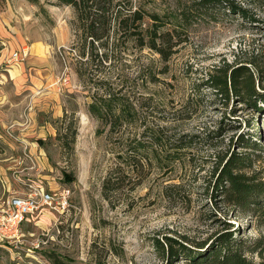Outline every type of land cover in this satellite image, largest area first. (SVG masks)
Instances as JSON below:
<instances>
[{
  "label": "rangeland",
  "instance_id": "374dc122",
  "mask_svg": "<svg viewBox=\"0 0 264 264\" xmlns=\"http://www.w3.org/2000/svg\"><path fill=\"white\" fill-rule=\"evenodd\" d=\"M231 1L247 10L248 19H198L161 55L145 44L160 27L152 16L170 13L173 0H113L106 5L109 33L94 43L71 6L0 0L6 29L0 35V171L26 145L51 185L34 171L33 179L71 192L67 211L43 210L23 224L35 237L49 234L36 259L17 262L0 248V264H52L51 253L62 264H169L165 237L183 238L188 248L203 252L229 230L246 247L260 242L258 254L247 257L264 264V216L236 218V211L211 197L221 158L244 152L239 136H259L260 149L243 173L264 184V114L233 97L225 103L206 82L215 67L249 66L257 91L264 87V0ZM166 32L162 27L157 35ZM14 40L45 64L10 61ZM19 67L24 82L18 88ZM111 94L130 114L113 130L88 113L92 101ZM9 130L25 145L8 138ZM156 130L166 140L150 148L148 135ZM181 138L192 145L176 150ZM136 142L147 149L135 151ZM6 184L0 176V203L8 195ZM172 264L192 263L180 258Z\"/></svg>",
  "mask_w": 264,
  "mask_h": 264
},
{
  "label": "trees",
  "instance_id": "16d2710c",
  "mask_svg": "<svg viewBox=\"0 0 264 264\" xmlns=\"http://www.w3.org/2000/svg\"><path fill=\"white\" fill-rule=\"evenodd\" d=\"M36 3L38 0H28ZM60 5L71 6L76 13L78 22L88 30L91 41H101L104 35L110 30L109 22L106 20L110 7L107 4L113 0H57ZM139 12V11H138ZM119 11L115 20L118 26H121L122 20L119 17ZM138 13H134L136 16ZM237 15L248 19L247 10L234 4L231 0H173V9L170 13L155 17L152 20L159 19L160 27L153 32L149 41L145 44L151 50L164 55L163 47L172 42L183 29L190 28L198 19L207 22H218L221 16ZM141 20V17H138ZM122 27V26H121ZM166 28L168 32L161 36L157 31ZM254 73L249 66L233 67L222 66L215 67L214 73L207 78V84L211 90H215L216 95L223 98L225 103L233 97L239 104L256 110L257 114H264V87L257 91L254 81ZM88 113L101 121L102 124H110L111 130L117 128L130 115L125 103L114 95L108 97L96 98L88 106ZM254 123V121H253ZM257 123V120L256 122ZM253 135V134H251ZM150 148L158 146L163 147L162 140H166L165 135L156 132H150L148 135ZM238 148L244 152L229 153V157L221 158L220 165H217L214 171L212 200L218 198L219 203L232 209V214L236 211V218H247V216H264V184L257 182L254 176H246L243 171L251 167L252 156L259 151V136L238 137ZM174 144L176 150L190 147L192 144L188 140L178 139ZM133 149L137 152L147 149L140 142H136ZM230 227L232 226L231 224ZM236 231H228L215 237L210 245L203 252L194 251L188 248L185 239H173L165 237L167 245V260L169 264L175 260L184 258L192 264H255L248 259V254H258L260 242L246 244L240 237L234 236ZM157 245L162 246L161 243ZM206 243L198 248L202 249ZM48 260L52 264H62L60 257L53 253L47 254ZM261 264V263H258Z\"/></svg>",
  "mask_w": 264,
  "mask_h": 264
},
{
  "label": "built area",
  "instance_id": "2783aa9c",
  "mask_svg": "<svg viewBox=\"0 0 264 264\" xmlns=\"http://www.w3.org/2000/svg\"><path fill=\"white\" fill-rule=\"evenodd\" d=\"M26 55L27 51L21 50L19 53H13L12 58L22 61ZM5 132L8 138L22 144L12 130ZM22 145L24 146L25 143ZM12 161L13 164L7 171L12 176L13 182L18 185V189L6 188L8 195L0 203V248L10 252L24 248L32 259H36L37 253L42 251L43 246L48 243L49 234L42 232L41 237H35L34 234L25 235L23 224L29 216L41 213L43 210L64 213L70 207L71 192L67 189L46 188L38 181L40 175L37 173L41 167V161L36 155L27 153L26 145L22 156ZM33 171L38 178L36 180L31 176Z\"/></svg>",
  "mask_w": 264,
  "mask_h": 264
},
{
  "label": "crops",
  "instance_id": "0c3cea01",
  "mask_svg": "<svg viewBox=\"0 0 264 264\" xmlns=\"http://www.w3.org/2000/svg\"><path fill=\"white\" fill-rule=\"evenodd\" d=\"M6 31V29L4 28V24H2V23H0V35H3L4 37H5V35L6 34H4V32ZM17 39V38H16ZM11 43V45L13 46V47H16L15 49H17V51H15L14 53H17V52H20L21 50H27L28 51V55H26V56H28V57H26L23 61H27L28 59H31L32 61H30V62H28V63H33V64H40V65H44L45 64V62H46V60L44 59V58H41V57H38V56H35V57H30L31 56V54H30V51H29V49H31V47H28V46H26V45H21L20 43L21 42H17V40H14V41H10ZM38 50H40V48L39 47H34V51L36 52V51H38ZM10 55L11 54H8L7 55V57H6V59L7 58H10ZM3 57L4 56H6L5 55V53L2 55ZM12 56V55H11ZM2 59V58H1ZM9 60V59H8ZM12 60H15V59H13L12 57H11V59H10V61H12ZM20 64V63H19ZM23 67H24V65H23V63L21 64ZM29 65V64H28ZM29 66H32V65H29ZM23 67H19V69H17V71H18V73H19V77L21 78V80H20V82H18V83H16V81L14 80V84H15V86L16 87H20V86H22V84H23V82H24V78H23V73H22V70H24V68ZM10 70V69H9ZM9 70H8V73H9ZM12 78V77H11ZM41 152V151H40ZM42 160V159H41ZM6 170H8V166L6 165V167L4 168V170L3 171H0V176H1V179H3V181H5L7 184H6V188L7 189H10L11 188V186H10V183L8 182L10 179H9V177L6 175V173H5V171ZM42 171V170H41ZM41 171L40 172H38L37 174L38 175H40V178H42V179H45V181H46V183H47V185L48 186H50L51 185V183L48 181V176H46V175H43L42 173H41ZM41 173V174H40ZM34 217H31V218H27L26 220H27V223H29V222H34ZM24 232V231H23ZM24 234L25 235H33V233H31V232H29V231H27L26 233L24 232ZM10 252V251H9ZM11 254H13L14 256H13V259H15L17 262L18 261H22L23 259H25V258H28V257H31L30 256V254L26 251V249H24V248H22V250H17V251H14L13 250V252H10Z\"/></svg>",
  "mask_w": 264,
  "mask_h": 264
}]
</instances>
